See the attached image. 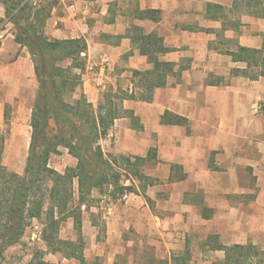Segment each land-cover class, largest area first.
<instances>
[{
  "label": "crops",
  "instance_id": "1",
  "mask_svg": "<svg viewBox=\"0 0 264 264\" xmlns=\"http://www.w3.org/2000/svg\"><path fill=\"white\" fill-rule=\"evenodd\" d=\"M57 1L59 6L53 8L45 33L51 39L82 37L86 40L88 49L82 55L86 68L81 72V91L95 108L102 94L111 88H120L129 94L133 90L135 93L140 91L136 87L139 78L133 75V71L152 68L147 56L140 54L132 39L125 36L132 25L144 28L147 33L156 31L163 38L165 46L172 49L159 55L160 60L172 62L174 66L167 85L154 91L153 100L123 101L124 109L132 111L143 128H132L131 118L123 116L115 121L109 135L100 141L101 144L109 136L115 135L118 139L115 141L116 151L126 156L145 157L148 150L155 147V162L167 178L172 164L181 165L188 175L187 179L179 181L184 186L181 199L185 194L197 196L202 193L197 201L189 199L173 206L172 212L164 218L151 214L148 240L155 247L156 256L169 255L171 264H176L172 262V254L175 258L184 254L186 234L192 229V224L213 220L224 222L227 232L205 228L204 238L202 236L205 241L210 234L218 233L221 243L227 246L257 245L258 240L251 242L249 239L253 233V229L250 230L253 226L250 225L257 220L264 223V113L257 108L260 102H264V77L251 80L240 73L236 74L235 70L246 68V64L233 61L226 51L228 48L234 50L235 44L261 48L264 42V18L254 17L245 10L235 11L234 0ZM209 4L223 6L228 17L212 18L208 12ZM136 8L159 9L162 18L159 22L138 19L135 17ZM237 21H240L238 26L232 25ZM12 30V24L5 22V7L0 3V88L7 96L5 102H0V118H5L6 106L14 96L30 88L27 79L35 74L28 49L15 41ZM69 64L66 62V65ZM180 66H185V69L179 73ZM32 108L29 117H32ZM22 110L19 107L18 120L12 124V133L6 139L2 158L10 157L12 150L9 144L24 142L25 151L29 150L31 120L27 126V120H23L21 128ZM166 111L188 119V126L164 124L162 116ZM25 126L31 131L24 129ZM246 143L251 147L250 152L245 151ZM219 150L226 154L219 155ZM214 152L221 157L216 169L210 167ZM15 172L24 175L25 169L23 174L19 168ZM252 176L256 177L258 183L255 184L259 189L250 202L239 204L242 211L238 210L237 216L230 220L228 213L216 208L214 199H217L219 192L223 196L251 193L254 189ZM218 179H224L223 183L218 184ZM212 191L216 192V198L206 194ZM114 206L108 204L103 216L106 240L110 245L107 248L101 246L98 242L99 232H96L92 240V253L86 250L84 254L85 261L91 260L90 264H114L111 258L106 260L105 257L122 253L113 242L122 237L123 227L130 226L132 221L118 215ZM205 207L212 211L210 219L202 217ZM228 208L232 212L236 207L231 205ZM139 218L140 214H137L136 219ZM93 223L92 228H96L97 223ZM247 226L248 230L244 228ZM63 227L74 229L73 219L64 220L60 233ZM209 253L210 256L204 258L203 253L199 258L191 255L186 264H213L225 257L224 251L210 250ZM56 263L81 262L69 263L67 258H62Z\"/></svg>",
  "mask_w": 264,
  "mask_h": 264
},
{
  "label": "trees",
  "instance_id": "2",
  "mask_svg": "<svg viewBox=\"0 0 264 264\" xmlns=\"http://www.w3.org/2000/svg\"><path fill=\"white\" fill-rule=\"evenodd\" d=\"M94 2L96 0H83ZM5 7V22L13 26V35L17 43L26 47L34 63L38 88L31 117V141L26 161L25 174L21 175L7 168L2 162L3 141H0V264H4L9 248L19 244L31 221L37 220L43 226L42 241L45 250H38L27 264H52L44 259L46 254H62L67 259L85 262L83 254V213L89 209L95 190L104 192L111 184L114 192L141 193L151 202L146 191L155 181L148 179L140 170L147 162L157 160V150L151 147L145 157L106 154L100 141L106 138L115 121L123 116L131 118L132 128H143L140 120L132 111L124 109L125 99L151 102L153 93L167 85V79L174 63L162 61L160 54L172 51L166 47L163 38L156 32H145L144 28L132 25L125 36L132 39L140 54L147 56L152 68L145 71H133L139 78L136 87L141 90L128 93L120 88H112L102 94L95 108L81 91V72L86 68L82 57L88 49L84 38L67 40L51 39L45 33L47 20L52 15L57 0L43 3L41 0H0ZM235 11H248L250 15L264 18V0H234ZM212 18L225 16L224 7L208 5ZM222 13L221 16L218 14ZM135 17L159 22L161 10L135 9ZM240 21L233 22L238 26ZM226 27L224 25L223 30ZM124 37V36H122ZM228 48L227 54L233 61L246 64L244 69H236L251 80L264 77V42L261 48H248L235 44ZM69 62V65H66ZM185 66H180V72ZM80 71V73H79ZM5 112L7 119L8 112ZM162 122L169 125L188 126V119L166 111ZM188 132H190L188 127ZM77 159L75 166H69L59 172L50 166L53 155L61 149ZM215 153V152H214ZM123 161V172L127 177H135L142 187L124 186L119 170ZM211 167V162H210ZM169 182H179L188 175L179 164L171 165ZM215 169V168H214ZM122 172V173H123ZM252 187L256 177L252 176ZM77 183V196L74 183ZM189 194H185V199ZM211 209L203 208L202 217L211 218ZM72 218L78 240H66L60 237L65 219ZM210 250L225 252L221 261L213 264H264V250L253 243L231 246L221 243L219 234H210L206 240ZM191 258L189 249L175 258L176 264H186Z\"/></svg>",
  "mask_w": 264,
  "mask_h": 264
},
{
  "label": "rangeland",
  "instance_id": "3",
  "mask_svg": "<svg viewBox=\"0 0 264 264\" xmlns=\"http://www.w3.org/2000/svg\"><path fill=\"white\" fill-rule=\"evenodd\" d=\"M41 1L43 3H46L50 2L51 0ZM58 6L59 5L57 4L55 7L58 8ZM263 40L264 35H262V41ZM32 65H34L33 61ZM27 82H30V88L25 89V93L14 96L13 100L8 103L9 107H7V119L2 117L0 118V141H3L4 146L6 144V139L9 138L12 133V124L18 120L19 107L23 108L22 116L21 118L19 117L21 128H23L22 125H24V123L22 122L23 120H27V124H25L26 126L28 125V123L30 124V109L34 105L38 88V82L35 74H33V78L30 77L29 79H27ZM6 97L7 96L5 91L0 88V102H5ZM257 108L261 113H264V102H260V105L257 106ZM26 126L24 127V129L27 128V131L30 132L31 128H28ZM116 140H118L117 137L115 135H112L109 136L106 141L101 142V146L106 154H122L120 151H116ZM23 143L24 142H19L17 145L9 144L11 145L10 148L12 150L9 155L10 157L7 156L2 158L3 164H5L10 170L16 171V169L19 168V171L22 172V174L24 173V169L26 168V161L28 156V151H25ZM244 146L246 149L245 151H251L249 143H246ZM218 153H220L219 155L226 154V152L222 150H219ZM218 153H214L211 157L213 162H211L212 169H214L216 166H219L218 161L221 160V157L216 155ZM119 161V170H121L119 172L122 175L121 184H123L124 186L139 187L140 189V186L142 187L143 183H140L139 180L135 177H127V175L123 172V167H121L123 166V161ZM76 164L77 159L70 155L67 149L64 148L61 149L60 154L53 155L50 159V166L60 172H64L67 167L75 166ZM140 170L148 178L144 184H147L151 180H157V182L155 181L152 186H148L146 191V194L150 198L151 202H148L141 193H130L127 190H125L123 193L116 191L115 195L111 196L110 192L112 190V192H114V187L111 184L105 186V188L103 189L104 192L100 193L95 190L92 194V201L90 203L89 209L85 210L83 213L85 220V224L83 223L82 229V244L84 246L83 254H85L86 250H90V252L92 253V240H94L96 232H99L98 242L101 244V246H106L107 248V246L110 245V243H108L106 240L107 229L104 224L103 216L106 213L105 207L108 204H113V206L115 205L114 211H116L118 215L126 217V219L132 222L130 223V226L123 227L121 235L122 237L113 242V245L115 247H118L122 253H118L116 256L112 254L109 256L107 255L105 259L108 260V258H111L110 260H113L115 262L114 264H171L169 255L159 257L156 256V251L154 250L155 247L152 246L148 240V236H150V226L148 224V221L151 217V214L164 218L170 211L172 212L173 206L176 207L181 202L189 201V199L191 201H197L201 199L200 196L202 193L197 196H187L186 199L185 197L181 199V196H183L181 194L183 193L184 186L180 182H175V184H173L174 182H169L163 170L161 168H158V163L155 161L147 162L140 167ZM239 177L242 178V176ZM223 180L224 179H218L216 182L218 184L223 183ZM255 183L258 182L255 181ZM255 183L253 184L254 189H252L251 193L237 195L229 193L225 194L224 196L221 195L220 192L217 193V199H214L216 208H219L220 211L228 213V218L230 220L234 219L237 216L238 210L242 211L240 208L241 206L239 207V204L250 202L258 191L259 188ZM74 190L76 193V197V182L74 183ZM125 193L129 194L130 199L122 198L123 194ZM206 194L212 197L213 195L214 197L216 196L215 191L208 192ZM221 198L223 201L221 200ZM219 203H222V205H220ZM231 205L233 207H236L234 208L235 211H230V208L228 207ZM135 210H137V212ZM137 214H140V218L138 220L136 219ZM259 221L262 220H257L253 225H250L253 226V228L250 229H253V233L251 234L249 241L252 242L253 240H258L257 245L264 250V223ZM92 222L97 223L96 228H92ZM246 223L247 222L243 223V225L245 226ZM208 227L209 229L212 228V230L215 229L216 231H226V224L222 221L213 220L212 222L192 224V229L186 234L187 243L185 248L189 249L191 255H195V257L198 258L200 257L201 253H203V258L205 256H210V247L206 245V241L202 239V236L204 238V229ZM244 228L248 230L249 226ZM42 230L43 226L40 222H38L37 220L31 221L30 225L26 229L22 241L19 244L8 249L4 264H27L38 250H45V245L41 237ZM202 231L203 234L201 233ZM234 232L238 233L236 230ZM229 235L232 236L231 232H229ZM60 236L66 240H78V234L74 229H71L70 227H63ZM62 258H64L62 254L49 253L44 256V259L52 264H57L56 262H60ZM68 260L69 263H72L74 261L79 263V260L77 259ZM90 261H85L83 263L81 262L80 264H90ZM172 262H176L174 254H172Z\"/></svg>",
  "mask_w": 264,
  "mask_h": 264
},
{
  "label": "built area",
  "instance_id": "4",
  "mask_svg": "<svg viewBox=\"0 0 264 264\" xmlns=\"http://www.w3.org/2000/svg\"><path fill=\"white\" fill-rule=\"evenodd\" d=\"M0 38H2V35H0ZM82 55H85L84 53H82ZM101 78H104V70L101 71ZM123 199H128L129 198V194L125 193L122 196Z\"/></svg>",
  "mask_w": 264,
  "mask_h": 264
}]
</instances>
